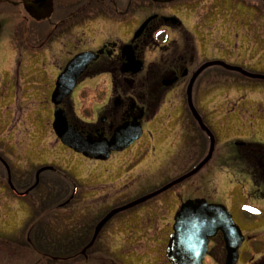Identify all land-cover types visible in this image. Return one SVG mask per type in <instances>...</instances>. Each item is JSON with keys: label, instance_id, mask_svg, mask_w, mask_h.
Segmentation results:
<instances>
[{"label": "flooded vegetation", "instance_id": "af4514ba", "mask_svg": "<svg viewBox=\"0 0 264 264\" xmlns=\"http://www.w3.org/2000/svg\"><path fill=\"white\" fill-rule=\"evenodd\" d=\"M158 1L161 2H154L153 0H0V62L6 51V45L2 40L3 30L20 15H23L24 21H26L22 23L28 30L24 48H26L27 57L31 63H42L45 61V56L47 60L51 61V65L52 61L53 63L57 62L48 56L53 55L57 45L63 46L61 52L66 46L72 48L70 54L69 51L66 53L69 56L67 63L72 59V55L76 56L89 51L93 53L104 49V55L82 75L74 94L81 90L84 83L104 77L107 82L105 98L99 102L101 104L84 108L85 112L79 115L73 94L61 107L66 113L69 124L82 136L91 135L107 142H111L120 132H122L121 135L129 137L132 131L140 130V138L122 152L131 149V153L137 158L143 155L141 159L139 158L140 162L133 173L144 168L148 157L155 158L153 167L165 180L160 187L151 193L181 179L197 168L209 155L212 136L215 142L212 158L201 171L142 205V207L154 201L156 212L162 214L160 220L169 221L168 230L166 227V232H169L167 233L168 236L173 233L176 216L183 204L193 202L194 205H198L203 201L207 205L224 207L231 214L244 237L238 250L237 264H264V141L261 137L257 138L256 134L251 135V137L231 138L230 132L226 129L227 123L229 124L231 119L242 122L241 124L235 122V126H238L236 129L240 134L250 135L251 129L245 126L247 120L242 116H230L228 110L221 117L217 110L221 109L222 104L218 105V109L213 108L214 111L211 114L205 112L208 109L207 101L210 100L213 92L216 90L219 91V94L223 92L221 88L226 84V80L222 76L225 72L224 69L212 67L204 70L193 83V98L191 100L208 132L202 130L199 122L193 117L187 100V89L192 83L194 74L204 64L220 60L209 54V57L205 58L204 61L197 62L195 58L198 43L202 42L210 30L223 25L226 21L227 24L224 27L236 28L237 25L243 24L250 29H255L257 23L251 21L252 17H248L249 21H242L240 11L245 10L249 14L253 13L256 5L242 9L238 1L236 4L231 0ZM137 14H143L142 18L134 21ZM152 17V21L140 38L134 40L136 30ZM101 22L106 30L102 44L97 48L81 49V46L86 47L90 44L88 42L83 43L84 45L81 44V40L76 34L77 31L84 30L85 32V29L92 31L94 30L92 27ZM112 25L116 26V31L122 28H131L130 37L123 41L122 39H110L108 27ZM189 27L192 29H188ZM34 29L40 30L42 33L34 36L32 31ZM191 30H195V33L192 34ZM176 32L180 34V37L171 39L169 34ZM125 46H132L131 50L134 51L136 60L143 64V70L137 74L123 71V66L126 64L123 52ZM77 50L82 51L74 55ZM156 52H158L156 57L147 61L148 55ZM2 63H4V59ZM52 68H56L52 70L53 72L61 73L65 67L60 69V67L57 68L52 65ZM231 76L233 75L231 74ZM180 90L185 92L184 103L172 101L173 98L177 97L176 94ZM176 111H180V114H176L177 116L174 118ZM261 121L264 120L259 118L257 123ZM242 125L244 126L241 128ZM194 142L198 147L196 152L191 151L190 148L194 147ZM3 144L4 146L1 145L2 148L0 146V185L4 186V190L10 191L11 195L14 196L10 197L9 192H7L6 195L8 198L10 197V200L16 204L19 201V204L29 205H26L27 211L29 207L32 209L33 206H41L40 203L36 202L37 198L38 200L41 199L42 204L46 207L51 205L52 209L59 207L65 210L66 207L76 202L78 193H80L78 185H74L72 191L73 194L74 190H77L75 198L70 199L71 196L66 200L63 197L59 198L62 194V188H60L62 184L53 183V179H57L58 183L62 182L64 171L56 165L57 160L43 162L39 158L42 162L41 167H38L39 169L35 173V182L28 184L25 181L26 178H23L19 173L23 172L24 168L22 167L32 163V160L29 159L31 157L22 151H18V154L16 151L17 155L15 156L8 149L13 146L8 143ZM59 145L66 148L60 142ZM66 149L78 159L93 161L68 148ZM122 152H112L110 155L112 157ZM219 152L220 155H218ZM176 159H179L180 162H176ZM182 161L189 162L191 166L185 169L180 165ZM46 166H51L56 170L42 174L45 175L43 178L42 175L38 177L37 172ZM123 167L125 168L126 164ZM123 167L118 166V169H115V174H112L114 178L116 177L111 182L113 186H119L123 184V180L126 181V177L121 175L124 171ZM205 171L207 172L205 173ZM221 171L230 176L227 187L228 185L231 187L232 191L228 193H231V196L224 197L226 187H216V191L212 193L208 189L212 187L213 175L219 174ZM172 172H176V175L171 176ZM204 173L205 175H203ZM199 176L202 177L199 178ZM197 177L199 179H196ZM48 179L51 180L50 183L45 182ZM43 183L45 184L42 189L46 193L52 184L57 187V197L50 204L47 203L46 199H42L43 196L38 194L31 196ZM28 190L31 192H29L30 194H27L26 191ZM119 190L123 191L124 189L121 187ZM108 191L111 190L108 189ZM28 196H31V199H28L29 202L22 203V199ZM83 196L84 193L81 197ZM101 197L102 195L99 198ZM57 198L59 199L56 200ZM79 199L80 197L77 201ZM249 208L256 209L257 212L249 211ZM156 212L155 215L158 216L159 214ZM54 215L51 214L53 216L50 218L53 219L52 222H58L59 225L64 226V221H61L62 216L60 219H56L59 214ZM148 216L153 218L154 213H148ZM48 217L46 218L48 219ZM39 221V219H35L32 222L35 225H32L26 237L25 241L30 245L33 244L32 236L42 233ZM40 236L42 234L36 237ZM225 240L222 231H218L210 239L207 256L203 264L208 258L216 264H226L228 247ZM81 251L76 256L62 258V260L55 262L70 264L63 260L82 257L83 262L87 263L96 257L101 264L107 259L108 264H117L118 262L124 264L126 259L127 263H130V259H132V256H126L125 259L123 256L125 253L120 252L119 249H108V251L103 248L95 249L93 253L87 252L85 255H81ZM122 259H124V263ZM164 259V264H170L165 254Z\"/></svg>", "mask_w": 264, "mask_h": 264}, {"label": "rangeland", "instance_id": "374dc122", "mask_svg": "<svg viewBox=\"0 0 264 264\" xmlns=\"http://www.w3.org/2000/svg\"><path fill=\"white\" fill-rule=\"evenodd\" d=\"M231 1H234L236 4L238 1L242 3V5L248 3H250V5H258V8L260 7L262 11L255 8L253 13L250 14V17H252L251 21H254V23L256 22L257 26L255 29H250L248 26L241 24L237 25L238 27L236 28L229 27V29L227 26L224 27L227 24L226 21L223 25L210 30L208 35H205L202 42L198 43V51L195 59L197 62H201L211 54V56L219 58L229 65L242 67L249 72L264 75V8L257 0ZM234 2H232V4H234ZM240 7L242 8V6ZM242 12L246 14L244 10ZM142 15L143 14L135 15L134 21L141 19ZM246 15L248 16L249 14ZM226 16L228 17V14H226ZM240 18L242 21H249L248 17L245 18L244 16H240ZM24 20L23 15H20L18 18L11 21L10 25L6 26L3 30V38L7 39L6 41L11 39V42L9 41V44L6 42L7 50L4 52V57L0 62V146H4L3 143H8L13 146L8 149H10L11 153L15 156L18 154V151H22L24 154L31 157L29 159L32 160V163H28L22 167L24 168L23 172L19 173L23 178H26L25 181L28 182V184L30 182H35V173L39 169L38 167H41L42 161L45 162L48 160L49 162L51 160H57V163L55 162L56 165L68 172L67 175L73 177L78 183V190L80 191V193H78V198L80 197V199L77 201V198L76 202L66 207L67 209L65 210H61L59 207H55L56 209L50 208L49 211L53 212V216H55L54 214L56 213L59 214L56 219H60L62 216L61 221H64V226L59 225L60 223L58 222L55 223L56 225L50 222L49 224H52L50 229L51 231L58 232L57 235H67L68 233H72L71 231L73 230H77V233L86 230V234H89L87 231H90L89 239H91L95 229L94 226L99 223L100 219L106 215L107 212L118 205L129 201L131 202L133 199L142 197L149 192L151 193V191L160 187L165 179L161 177L156 168L153 167L155 158L152 157L147 158L143 169L133 173L143 155L140 156L139 159L131 153V149L113 155L107 162H100L78 159L66 148L59 147L60 145L52 129L54 107L51 103L47 105L46 100L47 97L50 98L53 92L52 90L54 89V81L57 75L60 74L52 71L56 69L52 68V65L63 69L69 59L66 53L69 51L68 53L70 54L72 48L66 46L61 52L63 46L57 45L54 52L58 54L53 52V55H48L50 59L53 58L55 61L57 60V62L53 63L52 61L51 65V61L47 60L45 56V61L42 66L44 69L49 70L43 73L42 67L39 66L33 71V66L38 62H32L31 64L29 57H27L28 53L24 46L26 43L25 34L28 36V30H26V26L22 24L26 22ZM103 25L102 22L96 23L92 27L94 29L92 31L91 29H85V32L84 30L77 31L76 34L77 37H79L78 39L81 40V44L87 42L90 44L86 47L81 46V49L97 48L102 44L106 36V30ZM115 29L116 26L113 25L108 27V37H111L110 39H122L123 41L129 38V33L132 32L129 27L117 31ZM188 29L192 28L189 27ZM32 31L35 34L34 36L42 33L37 29ZM191 32L193 34L195 30H191ZM169 35L171 39L180 37L178 32ZM80 51L82 50H77L74 55ZM158 52L149 54L147 61L153 60ZM73 57L72 55V58ZM3 59L4 63H2ZM31 72H33L32 75L30 74ZM47 74L48 77L45 78ZM222 76H224L223 78L226 80L225 86L221 88L223 92L219 94V91L214 90L215 92L210 96V100L207 101L208 109L205 110V112L211 114L214 111L213 108L218 109V105L222 104L223 106H221V109L217 110L221 117L224 116L228 110L230 116H242V118L247 120L245 126L251 129L250 135H245L244 133L240 134L236 129L238 126H235V122L237 124H241L242 122L231 119L230 123H227L226 126V129L230 132L229 136H231V138L251 137V135L256 134L257 138L261 137L264 141V121L257 123L259 118L264 120V81L231 76V74L225 72ZM106 86L107 82L104 77L84 83L81 90L74 94V103L77 107V113L82 115L85 112L84 108H89L95 104H101L99 102L105 98ZM184 93V90H180L176 94L178 98H173L172 101H182L184 103ZM43 99L44 101H41ZM231 102L233 103L230 104ZM42 109L47 110L45 114L40 111ZM176 114L179 115L180 111H176L174 118L177 116ZM243 126L244 125H242L241 128ZM193 145L194 147H190L192 149L191 151L196 152L198 150L196 142H194ZM218 155H220V152ZM39 158H41V162ZM38 162L39 165H37ZM176 162H180V160L176 159ZM125 164L126 167L124 168L123 166ZM180 165L185 167V169L191 166L189 162L184 161H182ZM118 166L123 167L122 169L124 171H122L121 175L126 177V181L124 182L123 180V184L119 186H113L111 182L116 177L114 178L112 174H115V169H118ZM60 172L62 171L60 170ZM176 172H172L170 175L174 176ZM206 172L207 171H205V173ZM205 173L203 175H205ZM202 176H199V178ZM43 177H45V175H42V178ZM213 177L214 178L211 179L212 187L208 188L210 193L216 191V187H226V189H224L226 191L224 197L231 196V193L228 194L232 191L231 187L230 185L227 187L230 176L221 171L219 174H214ZM199 178L197 177L196 179ZM50 181V179L45 180L47 183H50ZM76 182L74 183L72 180L69 184L71 187H68L69 185L67 184L65 185V197L68 195L71 196ZM44 184L45 183L41 184L31 196L35 194L43 196L42 199H46L47 203L50 204L52 201L50 198L51 195L48 196L45 190L42 189ZM121 187L124 189L123 191L119 190ZM108 189L111 191H108ZM8 192L11 197L10 191ZM26 192L27 194L31 193L29 190ZM83 193L84 199L81 197ZM101 195L102 197L99 198ZM31 196L22 199V203L29 202L28 199H31ZM9 198L6 192L0 189V264H60L45 257L40 251L34 250L39 249L34 246L35 240L33 245L25 241L29 230L26 232L21 231L26 225L27 220L24 219L26 218V214L21 215L20 211L23 212L27 204H19V201L16 204ZM58 199L59 198L56 200ZM36 202L40 203L41 206H38V208L35 206L32 210V214L30 216L28 215L27 218L34 215L35 217H39L42 222V225L39 222V226H41V230H45L47 225L44 226L42 220H45V214H49V211L43 213L45 205L42 204L41 199L38 200L37 198ZM155 212L156 204H154L153 201L145 207H140L135 211L119 215L113 219L110 225L102 232L93 249L103 248L105 251H108V249H119L120 252L122 251L125 253V255H123L125 259L126 256H132L130 263H127V259L124 263V259H122L124 264H164L165 259L163 255L164 249H166L167 233H169L168 231L166 232V227L169 221L160 220L162 214L157 211L156 213L159 215L156 216ZM148 213H154V217L150 218ZM53 216L50 214L48 219ZM32 225L35 224L31 223V226ZM37 228L40 230L38 226ZM38 235L40 234L36 236ZM40 242H42V240ZM78 242L76 238V247L79 245ZM41 245L44 246L43 243ZM71 261L72 264H78L79 262L80 264H101L96 257L87 263L83 262L84 260L82 257L74 258ZM102 264H108V259ZM117 264L122 263L118 262ZM205 264L216 263L208 258Z\"/></svg>", "mask_w": 264, "mask_h": 264}, {"label": "water", "instance_id": "95a60500", "mask_svg": "<svg viewBox=\"0 0 264 264\" xmlns=\"http://www.w3.org/2000/svg\"><path fill=\"white\" fill-rule=\"evenodd\" d=\"M154 2H161L158 0H153ZM263 1L264 4V0ZM163 2H170V0H165ZM153 18L148 19L139 30H137L134 40L140 38L148 24ZM133 40V41H134ZM132 46H125L123 49L126 64L123 66L124 72H132L134 74L139 73L143 70L142 62H138L134 55V51L131 50ZM104 50H100L97 53L86 52L77 55L73 60L66 64V68L63 73L57 78L55 90L51 96V102L56 107L54 112V123L53 130L56 137L70 149L77 153L84 155L85 157L92 160L107 161L110 158V154L113 151H123L133 144L137 139L140 138L141 131H132L128 136H123L118 133L111 142L104 141L100 138H94L89 135L87 137L82 136V134L76 132L72 126L69 125L65 111L60 108L63 102L71 96L76 88V84L80 77L85 73L88 67L98 61L101 55H103ZM214 66H220L231 72H236L242 74L244 77L251 79L264 80L263 75L252 74L245 71L242 68L230 66L224 62L215 61L209 62L206 65L199 68L195 73L192 83L188 90V101L190 104V110H192L195 119L199 122L202 130L208 132L204 126L201 117L195 110L193 106L192 99V89L193 83L196 78L206 69ZM212 144L208 157L192 172L178 179L174 183L161 189V191H156L147 196H144L131 204L125 205L123 207L112 210L106 215L104 219L96 226L94 235L90 243L84 247L82 255H85L88 250H90L96 243L100 233H102L103 228L108 224V222L117 214L135 208L147 201L157 197L162 192L170 189L171 187L182 183L188 178L197 174L201 169L209 162L212 158L215 142L214 138L211 136ZM51 170V168H44L38 172V177L43 172ZM174 225V232L170 237L168 248L165 254H167V259L171 264H202L206 257V251L208 250V245L210 238L213 237L218 231H222L225 235V241L227 242L228 256L226 264H236L238 260V249L242 243L243 237L241 235L240 229L234 224L232 216L227 212V210L221 206L207 205L203 201L194 205L193 202L185 203L180 211L178 212Z\"/></svg>", "mask_w": 264, "mask_h": 264}, {"label": "trees", "instance_id": "16d2710c", "mask_svg": "<svg viewBox=\"0 0 264 264\" xmlns=\"http://www.w3.org/2000/svg\"><path fill=\"white\" fill-rule=\"evenodd\" d=\"M29 222H31V220H29ZM29 225V223L26 225V228L27 226ZM49 237V242L44 244V246H40L39 247V250L45 254H51L54 255V256H67V255H72L74 252L73 251H67V249H58L55 245L59 242V236L57 237H53L52 235L48 234L47 235ZM61 237V236H60ZM88 235L87 234H84L82 235L79 239H78V244H79V248L81 247H84V245L86 244L87 240H88Z\"/></svg>", "mask_w": 264, "mask_h": 264}, {"label": "snow or ice", "instance_id": "6c2138e0", "mask_svg": "<svg viewBox=\"0 0 264 264\" xmlns=\"http://www.w3.org/2000/svg\"><path fill=\"white\" fill-rule=\"evenodd\" d=\"M248 210L249 211H252V212H257V210L256 209H253V208H249Z\"/></svg>", "mask_w": 264, "mask_h": 264}]
</instances>
